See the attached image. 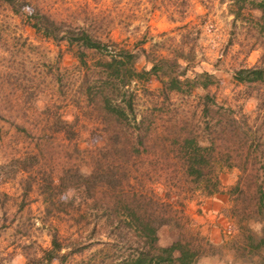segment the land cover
<instances>
[{"label": "trees", "instance_id": "obj_1", "mask_svg": "<svg viewBox=\"0 0 264 264\" xmlns=\"http://www.w3.org/2000/svg\"><path fill=\"white\" fill-rule=\"evenodd\" d=\"M5 1L15 12L26 4ZM176 3L184 16L189 2ZM228 6L231 23L247 22L243 38L251 32L246 52L260 47L255 63L232 69L242 85L237 107L221 103L211 92L214 71L189 73L195 48L190 32L171 52L155 53L143 45L136 50L121 45L95 18L74 23L40 7L25 13L36 32L73 50L82 70L79 107L92 121L94 139L82 146L78 115L67 120L60 113L48 124V133L42 128L31 136L35 148L23 164L17 209L36 190L45 211L67 213L73 230L65 236L52 227L49 245L25 264H64L77 255L73 264H212L204 260L207 256L222 264H264V0H230ZM140 53L148 67L137 66ZM151 77L158 80L156 92L143 90L161 100L154 99L140 113L136 84ZM194 90L199 93L192 116L176 106L163 111V104L173 103V93ZM247 101L254 103L249 110L244 109ZM17 127L30 133L23 123ZM52 132L66 142L55 143ZM18 161L12 157L10 163L17 166ZM223 168L237 169L228 187L220 175ZM217 192L229 199L218 210L229 233L218 243L199 230L184 208L194 193L201 201Z\"/></svg>", "mask_w": 264, "mask_h": 264}, {"label": "rangeland", "instance_id": "obj_2", "mask_svg": "<svg viewBox=\"0 0 264 264\" xmlns=\"http://www.w3.org/2000/svg\"><path fill=\"white\" fill-rule=\"evenodd\" d=\"M177 1L26 0L22 10L15 12L7 1L0 0V264H25L29 256L38 255L41 247L49 245L52 227H57L65 236L73 230L67 213L54 215L45 211L42 196L36 190L29 192L32 200L17 209L20 177L26 173L23 164L27 163L30 159L28 153L35 148L31 136L42 133V128L48 133V124L60 113L67 120L78 115L77 125L84 140L82 146L87 140L89 143L94 140L89 133L92 121L79 107L83 103L82 93L77 91L82 70L73 50L64 42L57 44L52 38L36 32L26 20L25 13L40 7L74 23L95 18L121 45L134 50L143 45L155 53L171 52L180 45L183 33L190 32L192 38L189 40L195 48L189 73L203 69L214 71L217 80L210 85L211 92L221 103L237 107L240 102L237 92L242 85L233 78L232 69L255 63L260 54L259 46L246 52L248 44L244 42L251 39V32L247 33L246 39L243 38L247 22L238 19L235 25L231 23L230 0H187L184 16L178 11ZM99 31L103 37L107 33L102 27ZM148 65L140 53L137 66ZM158 84L155 77L136 84L140 113L146 112L154 99L161 100V97L154 98V94L143 90L147 87L156 92ZM197 93V90L191 94L173 93V103L163 104V111L176 106L179 111L192 116L190 109L197 100ZM253 105V101H247L244 109L249 110ZM17 123L28 126L30 135L17 127ZM50 136L55 143L66 142L59 133L52 132ZM12 157L19 159L17 166L10 163ZM220 175L223 186L228 187L235 182L237 169L223 168ZM197 198V193L186 198L185 210L196 213ZM208 215L203 216L214 219L222 233L228 236L224 214L216 211ZM223 253L228 260L226 249ZM78 258V255L70 256L64 264H73ZM48 264H57V261Z\"/></svg>", "mask_w": 264, "mask_h": 264}, {"label": "crops", "instance_id": "obj_3", "mask_svg": "<svg viewBox=\"0 0 264 264\" xmlns=\"http://www.w3.org/2000/svg\"><path fill=\"white\" fill-rule=\"evenodd\" d=\"M228 203V195L225 192H217L213 195L202 197L201 201H197L196 213L188 210L185 211L204 235H206L210 240L218 243L223 240L224 235L222 231L214 219H206L204 216H209L208 214L214 213L223 207H226ZM204 260L212 264L224 263L223 260H220L216 256H207Z\"/></svg>", "mask_w": 264, "mask_h": 264}]
</instances>
